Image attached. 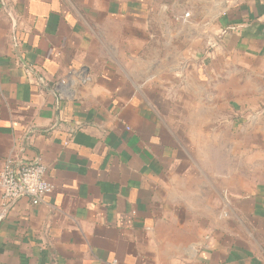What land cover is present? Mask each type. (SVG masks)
<instances>
[{
    "label": "crops",
    "instance_id": "obj_1",
    "mask_svg": "<svg viewBox=\"0 0 264 264\" xmlns=\"http://www.w3.org/2000/svg\"><path fill=\"white\" fill-rule=\"evenodd\" d=\"M8 161L0 264H264V0H0Z\"/></svg>",
    "mask_w": 264,
    "mask_h": 264
},
{
    "label": "built area",
    "instance_id": "obj_2",
    "mask_svg": "<svg viewBox=\"0 0 264 264\" xmlns=\"http://www.w3.org/2000/svg\"><path fill=\"white\" fill-rule=\"evenodd\" d=\"M187 15L186 13L185 16ZM45 174L46 166L41 162L13 166L8 161L0 170L2 204L9 207L20 197L29 198L32 204L39 203L53 189Z\"/></svg>",
    "mask_w": 264,
    "mask_h": 264
},
{
    "label": "water",
    "instance_id": "obj_3",
    "mask_svg": "<svg viewBox=\"0 0 264 264\" xmlns=\"http://www.w3.org/2000/svg\"><path fill=\"white\" fill-rule=\"evenodd\" d=\"M35 162H37V161H35Z\"/></svg>",
    "mask_w": 264,
    "mask_h": 264
}]
</instances>
